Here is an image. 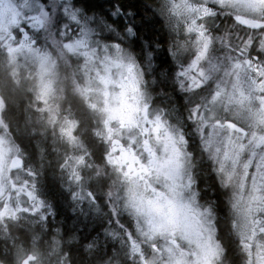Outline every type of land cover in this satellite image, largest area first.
<instances>
[{"label":"snow or ice","instance_id":"obj_1","mask_svg":"<svg viewBox=\"0 0 264 264\" xmlns=\"http://www.w3.org/2000/svg\"><path fill=\"white\" fill-rule=\"evenodd\" d=\"M0 264H264V0H0Z\"/></svg>","mask_w":264,"mask_h":264}]
</instances>
